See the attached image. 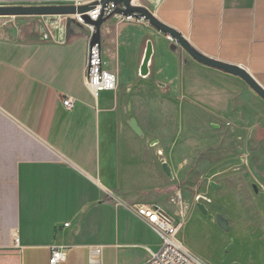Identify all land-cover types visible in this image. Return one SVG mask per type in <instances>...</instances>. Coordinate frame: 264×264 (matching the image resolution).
<instances>
[{
	"label": "crops",
	"instance_id": "1",
	"mask_svg": "<svg viewBox=\"0 0 264 264\" xmlns=\"http://www.w3.org/2000/svg\"><path fill=\"white\" fill-rule=\"evenodd\" d=\"M134 5L200 54L240 66L264 89V0ZM62 20L47 27L52 37L43 39L46 27L0 29V264H48L54 246L61 248L60 264H145L161 238L133 207L158 204L149 192L168 183L161 173L163 145L150 135L167 109L162 102L209 100L218 91L212 78L232 75L196 62L147 21L115 13L100 25L99 46L116 88L95 96L85 83L89 35L68 30ZM64 96L74 99L71 110L63 107ZM233 198L227 203L235 207ZM236 232V241L246 239ZM252 239L261 240L251 232Z\"/></svg>",
	"mask_w": 264,
	"mask_h": 264
},
{
	"label": "rangeland",
	"instance_id": "2",
	"mask_svg": "<svg viewBox=\"0 0 264 264\" xmlns=\"http://www.w3.org/2000/svg\"><path fill=\"white\" fill-rule=\"evenodd\" d=\"M62 18L0 17V29L36 33ZM211 81L218 91L209 100L162 102L167 109L150 135L163 145L161 173L168 183L149 192L159 198L150 204L181 224L178 240L203 264H264V238L251 240L258 228L264 236V100L238 77ZM233 196L235 207L227 203ZM216 214L226 219L227 231ZM197 221L203 222L198 229ZM236 229L249 240L236 241Z\"/></svg>",
	"mask_w": 264,
	"mask_h": 264
},
{
	"label": "built area",
	"instance_id": "3",
	"mask_svg": "<svg viewBox=\"0 0 264 264\" xmlns=\"http://www.w3.org/2000/svg\"><path fill=\"white\" fill-rule=\"evenodd\" d=\"M97 2L93 8L82 14L67 15L63 22L77 26L89 35V45L86 57V78L85 83L89 90L97 96L104 91H113L116 88L115 76L103 68V62L99 44H91V38L95 32L93 24L99 18H109L115 14L116 6L113 3L102 5L100 0L89 2H77L73 5L82 6ZM124 20H136L134 16H123ZM139 19V18H138ZM45 36L52 37L49 29L42 32V39ZM62 105L65 109L71 110L75 101L70 96L62 98ZM137 216L148 223L151 228L160 236L161 245L156 252L151 253L150 259L145 264H203L197 257L192 255L178 240L181 224L172 217L164 214L162 209L151 204H138L133 207ZM65 224L64 226H67ZM15 244H18L15 239ZM98 253V251H96ZM62 261L61 248L54 246L50 250L48 264H60Z\"/></svg>",
	"mask_w": 264,
	"mask_h": 264
},
{
	"label": "water",
	"instance_id": "4",
	"mask_svg": "<svg viewBox=\"0 0 264 264\" xmlns=\"http://www.w3.org/2000/svg\"><path fill=\"white\" fill-rule=\"evenodd\" d=\"M97 2H93L91 4H86L82 6H75L73 4H50V5H0V17H14V16H67V15H75L82 14L90 11L93 6ZM102 5L113 3L116 6L115 13L121 14L123 16H134L136 18L147 21L150 25L156 28L163 34H166L171 39H173L176 44H178L193 60L196 62L203 64L204 66L214 68L220 70L226 74L235 76L243 80L260 98L264 100V89L252 78V76L245 71L240 66H236L233 64H228L225 62H221L218 60H214L208 58L194 48H192L188 42L183 38L181 34L176 32L174 29L166 26L165 24L158 21L152 14H150L144 7L134 5V0H100ZM107 18H99L93 24L95 25V32L91 38V44H99L100 37V25ZM66 28L70 31H77L81 33V30L72 25V23H67ZM151 53L150 45L147 46L146 54L144 57V61L141 67V75H145L147 73L146 65L148 63L149 57ZM131 128L135 133L141 135V131L138 128L136 122L132 120L130 122ZM162 169L168 176H171L169 168L166 164L162 165ZM213 187H217L214 184H211ZM255 192L257 191L256 187L253 186ZM197 207L202 212V214L206 215L207 210L201 204H198ZM216 222L220 228L223 230H228L229 226L221 215L216 214L215 216Z\"/></svg>",
	"mask_w": 264,
	"mask_h": 264
},
{
	"label": "bare ground",
	"instance_id": "5",
	"mask_svg": "<svg viewBox=\"0 0 264 264\" xmlns=\"http://www.w3.org/2000/svg\"><path fill=\"white\" fill-rule=\"evenodd\" d=\"M200 225H198V224H196V228L198 229V227H199ZM195 228V229H196ZM237 233V232H236ZM253 233H254V235H257L261 240V242H263V238H264V236L261 234V232H260V229L258 228V229H256V230H254L253 231ZM247 237H249V236H247ZM245 240V239H244Z\"/></svg>",
	"mask_w": 264,
	"mask_h": 264
}]
</instances>
